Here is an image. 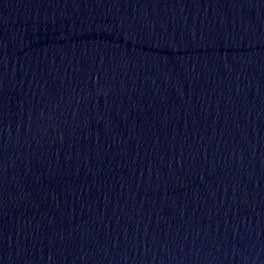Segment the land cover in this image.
Returning <instances> with one entry per match:
<instances>
[{"label":"water","instance_id":"1","mask_svg":"<svg viewBox=\"0 0 264 264\" xmlns=\"http://www.w3.org/2000/svg\"><path fill=\"white\" fill-rule=\"evenodd\" d=\"M0 264H264V0H0Z\"/></svg>","mask_w":264,"mask_h":264}]
</instances>
